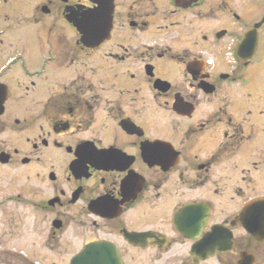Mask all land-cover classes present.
I'll return each instance as SVG.
<instances>
[{
    "label": "flooded vegetation",
    "instance_id": "flooded-vegetation-1",
    "mask_svg": "<svg viewBox=\"0 0 264 264\" xmlns=\"http://www.w3.org/2000/svg\"><path fill=\"white\" fill-rule=\"evenodd\" d=\"M262 199L264 0H0V264L74 222L125 264H264Z\"/></svg>",
    "mask_w": 264,
    "mask_h": 264
},
{
    "label": "water",
    "instance_id": "water-1",
    "mask_svg": "<svg viewBox=\"0 0 264 264\" xmlns=\"http://www.w3.org/2000/svg\"><path fill=\"white\" fill-rule=\"evenodd\" d=\"M76 24V22H75ZM103 37H101L102 39ZM83 41L91 44L93 38L84 36ZM262 206L261 219L264 223V199L253 201L248 206V210L244 211L238 219L242 221L247 231L254 237L264 240V230H259L258 220L248 221L254 219L255 216L252 211ZM70 264H125L120 254L118 247L113 242L108 240H98L86 244L80 249L70 260Z\"/></svg>",
    "mask_w": 264,
    "mask_h": 264
},
{
    "label": "rangeland",
    "instance_id": "rangeland-1",
    "mask_svg": "<svg viewBox=\"0 0 264 264\" xmlns=\"http://www.w3.org/2000/svg\"><path fill=\"white\" fill-rule=\"evenodd\" d=\"M77 224L74 222L71 230L62 235L59 246L53 243L50 248L46 231L42 225L36 226L35 242H36V261L38 264H70V259L83 246V238L77 235Z\"/></svg>",
    "mask_w": 264,
    "mask_h": 264
}]
</instances>
